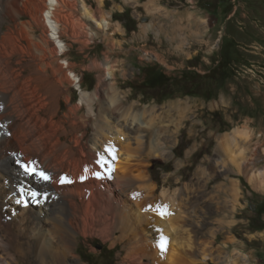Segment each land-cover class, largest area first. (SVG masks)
Here are the masks:
<instances>
[{
  "label": "rangeland",
  "instance_id": "obj_1",
  "mask_svg": "<svg viewBox=\"0 0 264 264\" xmlns=\"http://www.w3.org/2000/svg\"><path fill=\"white\" fill-rule=\"evenodd\" d=\"M64 4L60 13L74 24L78 36L76 42L64 39L71 47L60 62L71 63L81 87H70L72 102H63L60 114L81 103L82 91L89 92L95 100L81 111L89 122L84 142L93 146L99 140L101 155L108 156L112 139L125 135L121 149L139 158L129 165L134 181L130 189L142 196L151 189V196L175 195V207L168 209L172 215L161 218L151 212L165 224H171L176 208L184 210L178 206H184L182 199L196 208L198 227H190L184 239L177 231L169 232V259L175 258L178 244L186 250L190 235L197 250L194 256L184 252L182 264H264V229H255L264 225V215L257 214L264 186L252 181L253 175L264 172V0H64ZM227 50L232 76L216 92L207 76ZM151 68L171 78H180L186 70L197 72L203 77L198 94L185 95L173 83L163 89L147 87L145 72ZM102 83L105 89L99 100L96 92ZM109 89L121 97L116 112L111 110L112 100L103 97ZM147 110H154V115L148 117ZM138 117L145 123L155 117L152 132L134 122ZM236 129L249 135H240L231 150L219 147L220 139ZM156 139L159 144L152 147ZM245 149L249 169L237 171L233 159ZM223 183L235 185L238 193L236 200L228 197L226 217L220 216L222 211L213 212L226 199L219 188ZM156 236L150 237L154 245ZM76 246L81 259L70 264L122 262V244L112 246L95 237ZM169 259L165 264H171ZM20 264L38 262L27 255Z\"/></svg>",
  "mask_w": 264,
  "mask_h": 264
},
{
  "label": "bare ground",
  "instance_id": "obj_2",
  "mask_svg": "<svg viewBox=\"0 0 264 264\" xmlns=\"http://www.w3.org/2000/svg\"><path fill=\"white\" fill-rule=\"evenodd\" d=\"M63 2L0 0V264H20V259L27 255L38 264H70L81 259L76 254V244L87 243L95 237L111 242L112 246L122 244L120 264H165L172 245L169 232L177 231L184 239L190 227L199 225L197 210L182 199L184 206L183 203L178 206L184 210L177 212L176 208L171 224L167 225L152 215L151 210L144 209L157 204L171 209L177 201L175 195L163 192L160 197L151 196V189V194H139L133 199V194L139 191L130 189L134 181L129 165L139 158L123 152V133L110 143L117 163L109 162L104 169L95 163L103 153L99 150L101 142L98 140L93 146L84 142L89 122L88 115L81 114L94 99L89 92L82 91L81 103L60 114L63 102L69 105L72 102L70 87H81L71 63L67 59L65 63L60 62V56L67 55L71 47L64 39L76 42L74 36H78L74 35V24H69L68 18L60 13V8L65 6ZM102 88L105 89L103 83L96 92L97 99L101 97ZM103 94L104 98L112 100V112L121 109L118 107L122 106L121 97L116 90H105ZM153 113L154 110L145 111L148 117ZM154 120L152 117L145 123L138 117L134 122L152 132ZM161 127L168 130L167 126ZM247 134V130L236 129L220 139L219 147L231 150L239 144L240 135ZM155 142L159 144L156 139L152 147L157 145ZM245 151L233 159L237 171L249 169ZM16 160L35 162L38 169L53 177L52 182L26 176L14 163ZM110 168L115 169L111 176L106 170ZM94 171H100L101 177L93 175ZM258 175H253L252 181H261L264 186V172ZM61 176L73 182L61 184ZM81 176L87 178L82 180ZM21 185L46 193L48 198L45 200L41 195L36 198L41 202L36 203L29 196L24 197L27 206L18 203ZM219 188L226 199L214 207L213 212H229L228 197L235 199L237 189L231 183H223ZM224 212L220 216L226 217ZM158 229L169 241L165 254L155 246L160 234ZM154 234H157L155 245L150 240ZM190 237L186 250L183 245H177L171 264H182L184 252L194 256L197 247Z\"/></svg>",
  "mask_w": 264,
  "mask_h": 264
},
{
  "label": "snow or ice",
  "instance_id": "obj_3",
  "mask_svg": "<svg viewBox=\"0 0 264 264\" xmlns=\"http://www.w3.org/2000/svg\"><path fill=\"white\" fill-rule=\"evenodd\" d=\"M108 156L106 157L105 155H100L98 157V159H96L95 163L97 165L100 166L101 169H104L106 167V165L109 163V160H115L116 159V153L115 150L113 148H111L110 146L106 149ZM15 164L19 165V167L23 170L24 174L26 176H31L34 177L36 180L38 181H43V182H52L53 177L48 174L46 171L42 170V169H38L35 165V162H30V163H25V162H21L19 160L14 161ZM109 176H111V173L115 171L114 168H110V169H106ZM85 171H87V169H85ZM93 175H95L97 178H100L102 173L100 171H94ZM87 177L85 176H81L80 179H86ZM73 181L70 180L67 176H61L59 178V183L61 184H66V183H72ZM19 194L21 196V199H19L17 202L18 203H23L25 206H27L28 201L26 199H24V197H32L33 201L36 203H40V200H37L36 198L43 195L44 199L46 200L47 194L46 193H41L35 190H30L26 187H24L23 185L20 186V188L18 189ZM139 196V193H134L133 194V199H136ZM145 211H155L161 218H166L170 215H172V213L168 210L166 205H160L157 204L155 206L153 205H148L147 208L144 209ZM158 233H160L158 235V239L156 241V247L159 248L160 253L161 254H165L168 251V238L166 236H164L162 234V230H157Z\"/></svg>",
  "mask_w": 264,
  "mask_h": 264
},
{
  "label": "trees",
  "instance_id": "obj_4",
  "mask_svg": "<svg viewBox=\"0 0 264 264\" xmlns=\"http://www.w3.org/2000/svg\"><path fill=\"white\" fill-rule=\"evenodd\" d=\"M227 54L221 60V63L217 68H215L211 73L207 76L210 81L215 85L216 92L219 88V85L231 77V73L227 71V67L231 63L227 61ZM203 77L195 71L186 70L183 72L180 78H171L165 75L161 71H157L155 68H151L146 70L144 85L150 87L152 89H163L167 88L169 83H173L175 86L179 87L181 90L185 91V95H197V88L201 84ZM215 93V92H214ZM212 97V96H211ZM210 98V96H208ZM154 170V166L151 168V171ZM258 216L264 215V202L257 208ZM257 230H263L264 225L255 227Z\"/></svg>",
  "mask_w": 264,
  "mask_h": 264
}]
</instances>
